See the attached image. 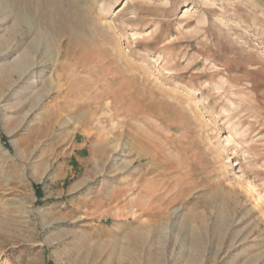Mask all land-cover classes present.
<instances>
[{"label": "rangeland", "instance_id": "rangeland-1", "mask_svg": "<svg viewBox=\"0 0 264 264\" xmlns=\"http://www.w3.org/2000/svg\"><path fill=\"white\" fill-rule=\"evenodd\" d=\"M0 264H264V0H0Z\"/></svg>", "mask_w": 264, "mask_h": 264}, {"label": "crops", "instance_id": "crops-1", "mask_svg": "<svg viewBox=\"0 0 264 264\" xmlns=\"http://www.w3.org/2000/svg\"><path fill=\"white\" fill-rule=\"evenodd\" d=\"M89 142L90 139L86 133V131L84 129H77L75 130L73 133H71L70 137L66 139V142L61 146V147H66V150L68 151L70 148L73 149L74 151H72L73 153L70 154L71 152H69V154H65L67 156H70L67 160H65V162L62 163H66L70 162V164L68 165L69 170L70 168L73 167V164L78 160V156L81 155L82 153H79L83 148L89 146ZM66 152V151H65ZM72 157V158H71ZM71 158V160L69 161V159ZM72 159L75 161L73 162ZM61 168H63V165H61Z\"/></svg>", "mask_w": 264, "mask_h": 264}, {"label": "bare ground", "instance_id": "bare-ground-1", "mask_svg": "<svg viewBox=\"0 0 264 264\" xmlns=\"http://www.w3.org/2000/svg\"><path fill=\"white\" fill-rule=\"evenodd\" d=\"M13 16H14L15 20H17V21L20 20V15L16 11L13 12ZM26 66H28L30 68V64L28 63V61L26 62L25 60L17 59L14 62L13 68L11 67V69H12V71L14 70L15 72H20ZM32 83L35 85L36 81H33Z\"/></svg>", "mask_w": 264, "mask_h": 264}]
</instances>
